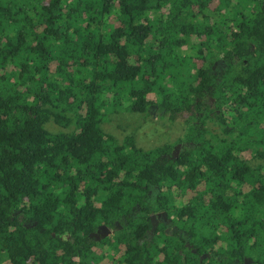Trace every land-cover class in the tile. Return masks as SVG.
Wrapping results in <instances>:
<instances>
[{"label":"trees","instance_id":"trees-1","mask_svg":"<svg viewBox=\"0 0 264 264\" xmlns=\"http://www.w3.org/2000/svg\"><path fill=\"white\" fill-rule=\"evenodd\" d=\"M124 105L182 118L185 136L119 141L101 125ZM155 212L197 253L164 226L151 237ZM111 252L264 264V0H0V264Z\"/></svg>","mask_w":264,"mask_h":264},{"label":"rangeland","instance_id":"rangeland-1","mask_svg":"<svg viewBox=\"0 0 264 264\" xmlns=\"http://www.w3.org/2000/svg\"><path fill=\"white\" fill-rule=\"evenodd\" d=\"M128 105L119 107L116 112L110 113L105 122L101 125L103 131L114 135L122 141L127 135L134 133L136 145L145 150H153L166 144L175 143L183 139L186 132V122L179 118L170 122L165 117L158 115L155 111L149 114L132 113ZM211 125L212 123L209 122ZM46 127L53 133H64L66 129L50 122ZM105 246L99 248L105 252ZM106 255L98 264H111V259Z\"/></svg>","mask_w":264,"mask_h":264},{"label":"flooded vegetation","instance_id":"flooded-vegetation-1","mask_svg":"<svg viewBox=\"0 0 264 264\" xmlns=\"http://www.w3.org/2000/svg\"><path fill=\"white\" fill-rule=\"evenodd\" d=\"M181 148V145L176 148V152L179 151ZM178 155V154H176ZM124 221V223H126V217L125 216H122L121 217V220H116L114 223H113V226L114 228H111L110 226H107L105 224L103 225H100L97 230L91 234V237L99 243H101L105 238H107L108 236H112L115 234V230L116 229H121L123 228V226L121 225L120 222ZM151 225H152V229L148 232L150 234V236L152 237L153 236V232L161 227V226H164V229H165V232L167 233H178V234H183V237H184V245L190 249L191 251H193L194 253H197L196 249L194 248V245L191 243L190 241V236L184 232V231H180L178 227H176L173 222H171V220L168 218L166 212H155V213H152L151 214ZM106 234V235H105ZM105 235V237H103ZM195 249V251H194ZM208 254H202V255H199L201 257V260L202 259H205L206 256ZM109 259H111V264H118L121 260V256L120 255H117V254H113L112 252L109 254V257H107ZM245 260V259H244ZM254 263V261H253ZM244 264V262H243ZM255 264V263H254Z\"/></svg>","mask_w":264,"mask_h":264},{"label":"water","instance_id":"water-1","mask_svg":"<svg viewBox=\"0 0 264 264\" xmlns=\"http://www.w3.org/2000/svg\"><path fill=\"white\" fill-rule=\"evenodd\" d=\"M178 146H180V145H178ZM106 235V234H105ZM105 235L103 236V237H105ZM244 264H254L253 263V260L252 259H250V258H245V260H244Z\"/></svg>","mask_w":264,"mask_h":264}]
</instances>
